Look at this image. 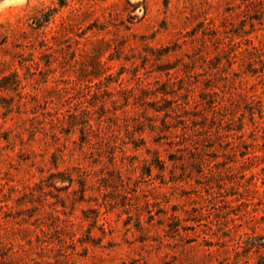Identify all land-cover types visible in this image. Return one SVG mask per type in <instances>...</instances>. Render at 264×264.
<instances>
[{"label":"rangeland","instance_id":"obj_1","mask_svg":"<svg viewBox=\"0 0 264 264\" xmlns=\"http://www.w3.org/2000/svg\"><path fill=\"white\" fill-rule=\"evenodd\" d=\"M0 264H264V0L0 7Z\"/></svg>","mask_w":264,"mask_h":264},{"label":"trees","instance_id":"obj_2","mask_svg":"<svg viewBox=\"0 0 264 264\" xmlns=\"http://www.w3.org/2000/svg\"><path fill=\"white\" fill-rule=\"evenodd\" d=\"M164 53H167V51L165 50V52ZM144 93H148V92H144ZM165 102H166V108L167 109H172V111H176V110H182V108H181V106H179L178 104L175 106L174 105V103H172L171 101H169V100H166V99H163ZM147 104H149L150 105V107L152 108V109H154L156 112H160V111H162L163 109L162 108H159V107H154V105H155V103H147ZM166 115H167V117L169 116V112H167L166 113ZM163 123H165V120H164V122ZM86 124H87V122H86ZM89 126H85L84 128H83V134L85 135L84 136V138H89L88 136L90 135V134H93L94 133V131L92 130V128H91V126L88 128ZM58 175H63V174H61V173H58V174H52L51 175V177H54V176H58ZM69 182L70 183H72V180L71 179H69Z\"/></svg>","mask_w":264,"mask_h":264},{"label":"clouds","instance_id":"obj_3","mask_svg":"<svg viewBox=\"0 0 264 264\" xmlns=\"http://www.w3.org/2000/svg\"><path fill=\"white\" fill-rule=\"evenodd\" d=\"M22 4L24 3V0H3V3L0 4V7H3L4 5H7V4Z\"/></svg>","mask_w":264,"mask_h":264}]
</instances>
